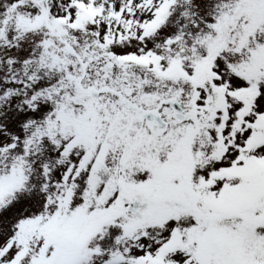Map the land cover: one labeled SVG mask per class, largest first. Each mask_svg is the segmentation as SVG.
<instances>
[{"label": "snow or ice", "instance_id": "1", "mask_svg": "<svg viewBox=\"0 0 264 264\" xmlns=\"http://www.w3.org/2000/svg\"><path fill=\"white\" fill-rule=\"evenodd\" d=\"M0 264H264V0H0Z\"/></svg>", "mask_w": 264, "mask_h": 264}]
</instances>
